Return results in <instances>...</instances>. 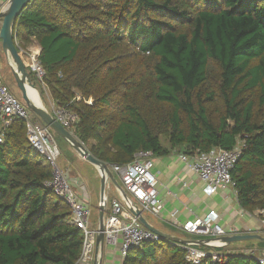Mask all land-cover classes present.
Instances as JSON below:
<instances>
[{
	"label": "trees",
	"instance_id": "obj_1",
	"mask_svg": "<svg viewBox=\"0 0 264 264\" xmlns=\"http://www.w3.org/2000/svg\"><path fill=\"white\" fill-rule=\"evenodd\" d=\"M13 33L19 49L39 44L44 75L32 82L77 115L72 130L96 159L124 166L138 152L189 156L243 140L238 201L264 211V0H30ZM51 179L14 119L0 144V264L79 260L84 235ZM224 255L210 264H259ZM123 264L190 263L162 240Z\"/></svg>",
	"mask_w": 264,
	"mask_h": 264
},
{
	"label": "built area",
	"instance_id": "obj_2",
	"mask_svg": "<svg viewBox=\"0 0 264 264\" xmlns=\"http://www.w3.org/2000/svg\"><path fill=\"white\" fill-rule=\"evenodd\" d=\"M10 2L11 0H0V14L7 10ZM1 27L2 19H0V48ZM32 70L37 72L40 79L44 75L38 62L34 63ZM53 115L68 131H72L78 121L77 115L64 107L55 106ZM16 118L25 123L30 145L52 169V179L47 185L70 207V223L80 229L84 235L82 254L76 264H89L95 244V232L90 226V209L75 193L66 170L60 167L61 151L52 130L10 92L3 83L0 68V144L4 142L5 131ZM244 146L245 143L241 140L232 150L213 148L208 152L197 151L193 155H179V157L203 182L205 194L212 196L221 188L233 184L232 171ZM153 158L151 152H138L131 163L111 166L112 171L120 176L123 193H126L127 197L111 200L110 210L104 219V236L105 242L110 246H117L120 242V254L123 259L131 250L141 248L146 242L162 241L159 235L147 229L129 210L131 208L136 212L138 208L143 214L158 216L164 208V202L158 194ZM183 230L191 235L209 239L206 242L207 248L173 242L185 252L186 261L190 264L223 262L226 256L215 251L223 246L219 238L236 234L235 230L227 231L219 225V215L214 210L203 218L187 222ZM249 255L259 264H264V254Z\"/></svg>",
	"mask_w": 264,
	"mask_h": 264
},
{
	"label": "crops",
	"instance_id": "obj_3",
	"mask_svg": "<svg viewBox=\"0 0 264 264\" xmlns=\"http://www.w3.org/2000/svg\"><path fill=\"white\" fill-rule=\"evenodd\" d=\"M40 50L39 44L34 40H32V43L25 49L26 53L31 51L34 52L35 55H39ZM40 100L39 98V103L37 104L41 106L42 103ZM55 106L54 101L51 100V111L48 109L51 114H53V108H55ZM70 132L73 133V131ZM72 158L71 160L74 161H70L71 164L66 165L65 167L67 168L64 169L68 173L70 180L73 181L75 193L90 209V226L95 232V244L92 252V260L89 264H95L96 261H100L101 264H123L124 259L120 254L119 248L120 242L117 246H110L105 242L102 248L97 244V237L101 227L100 211L103 202L101 198L99 199L98 195H96L95 189L92 188L91 181L88 183L90 188L88 189V186L86 187L84 176L86 174V167L95 173V179L97 180H101L100 172L94 165L87 162L79 154L78 156L73 155ZM153 161V171L158 180V194L164 202V208L158 216L151 214L146 216L143 214L148 224L152 227L162 233L182 239L183 241L196 242L197 244L195 245L200 248H207L206 242L209 240L207 237L191 235L183 230V226L189 221L203 218L210 211L214 210L219 215V225L225 230H235V235L257 234L264 238V211L255 210L249 212L243 209L239 204L238 193L234 182L231 185L221 188L216 194L208 196L204 192L203 182L184 162H182L179 154L173 153L168 156L155 157ZM113 175L115 179L116 176H118L114 172ZM113 183L112 180H109L106 185L105 198L107 204L104 209V219L110 210L111 200L122 199L124 196L123 186L119 187L117 185L114 193L112 192ZM181 232L187 234L188 237H182L179 234ZM250 241L254 242H243L239 245L231 243L222 246L220 247L222 249L221 253L226 254L227 252L225 251H229L227 254L230 255H249L250 253L263 255L264 242L259 240ZM218 249H215V251H218Z\"/></svg>",
	"mask_w": 264,
	"mask_h": 264
},
{
	"label": "water",
	"instance_id": "obj_4",
	"mask_svg": "<svg viewBox=\"0 0 264 264\" xmlns=\"http://www.w3.org/2000/svg\"><path fill=\"white\" fill-rule=\"evenodd\" d=\"M30 0H11L9 7L7 10L0 14V19H2V27H1V41H2V49L4 53L11 58L13 61L12 64V72L16 79L17 85L23 94V101L27 105V107L43 122L45 123L54 134L60 136L64 139L68 144L72 147V149L79 154L83 159L87 162L94 165L100 172L101 177V200L103 202V206H101L100 211V232L97 237V244L99 247H103L105 244V236H104V215H105V206H106V198L105 191L106 185L109 180H112L115 183V177L113 175V171L111 169V165L102 162L96 159L89 150L84 146V144L70 131L66 130L55 118L53 114H51L44 107L38 105L33 101L27 92L26 84H28L31 88L35 89V85L32 82L30 77V73L27 72L28 65L24 62L19 48L15 42V34L13 33L14 26L17 18L27 6ZM41 52V50H40ZM124 196L127 197V194L124 193ZM132 213H134L140 220V222L150 231L159 235L162 240H168L176 243L183 244H197L193 241H183L177 237L165 234L160 232L159 230L152 227L146 219L141 210L137 208V211L134 212L131 208L129 209ZM220 242L225 245H229L235 242L242 241H250V240H259L264 242V238L257 234H237L233 236H225L219 238ZM202 243V242H201ZM203 244V243H202ZM95 264H101L100 261H96Z\"/></svg>",
	"mask_w": 264,
	"mask_h": 264
},
{
	"label": "rangeland",
	"instance_id": "obj_5",
	"mask_svg": "<svg viewBox=\"0 0 264 264\" xmlns=\"http://www.w3.org/2000/svg\"><path fill=\"white\" fill-rule=\"evenodd\" d=\"M19 51L21 53V56H22L24 62L28 65L27 72L33 73V74H35L37 76V78H39L37 72L32 70V67H33L34 63L38 62V56L39 55H37V54L35 55L34 52H31V51L26 53V51L23 50V49H19ZM12 64H13V61L11 60V58L9 56H7L4 53V51L2 49V44H1V48H0V68H1V76H2L3 83L9 88L10 92L16 98H18L22 103L25 104V102L23 101L22 91L19 89V87L17 85V82H16V79L14 77V74L12 72ZM42 88L39 87V86H37V87L35 86V90L37 91V93L39 94V98L41 99V103H42L41 106L46 108L47 110L48 109L50 110L51 109L50 108V101L52 100V97L50 96L49 90L45 86L42 87ZM88 103L91 104L92 100L88 101ZM72 131L74 133V130H72ZM54 138H55L56 143H57V145H58V147H59V149L61 151V158H60V161H59L60 167L62 169L67 168L65 166L68 165V164H71L70 161L71 162L74 161V160H71V159H73L72 158L73 155L78 156V154L71 148V146L68 143H66L65 140L59 138L55 134H54ZM88 166H90V165H88ZM87 168L88 167L85 168L86 174L84 176V180L86 182V187L88 186V189L90 188L88 183H89V181H91L92 182V188L95 189L96 195H98V197L100 199L101 198V191H100L101 190V180L95 179V173H93L92 171H90ZM115 180H116L115 183H113V190H112L113 193H114L117 185L119 187H122V181L120 179V176H116ZM71 183H72V186H73V181H71ZM145 215L149 216L148 213H146ZM179 234L182 237H185V238L188 237L187 234H185V233L181 232ZM243 242H254V241H242V242H236L234 244L235 245H239V244H241ZM245 244H248V243H245ZM225 252L229 253V251H225Z\"/></svg>",
	"mask_w": 264,
	"mask_h": 264
},
{
	"label": "bare ground",
	"instance_id": "obj_6",
	"mask_svg": "<svg viewBox=\"0 0 264 264\" xmlns=\"http://www.w3.org/2000/svg\"><path fill=\"white\" fill-rule=\"evenodd\" d=\"M29 87V88H27ZM26 88H27V92L29 97L35 101V103H39V94L37 93L36 90H34L33 88H31L28 84H26ZM41 101V100H40ZM41 104V103H40Z\"/></svg>",
	"mask_w": 264,
	"mask_h": 264
}]
</instances>
